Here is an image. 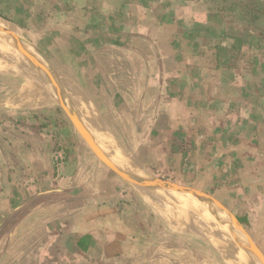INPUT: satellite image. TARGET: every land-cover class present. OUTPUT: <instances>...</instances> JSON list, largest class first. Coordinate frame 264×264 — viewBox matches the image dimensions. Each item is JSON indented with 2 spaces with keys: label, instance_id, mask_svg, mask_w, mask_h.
Wrapping results in <instances>:
<instances>
[{
  "label": "crops",
  "instance_id": "crops-1",
  "mask_svg": "<svg viewBox=\"0 0 264 264\" xmlns=\"http://www.w3.org/2000/svg\"><path fill=\"white\" fill-rule=\"evenodd\" d=\"M216 8L213 0H0V18L38 64L82 91L135 167L212 188L251 229L237 200L264 214V34ZM115 55L130 60L126 68L111 66ZM2 103L0 220L53 185L75 193L21 211L0 238V264L147 262L139 225L114 204L118 178L83 151L79 163L67 159L52 133Z\"/></svg>",
  "mask_w": 264,
  "mask_h": 264
},
{
  "label": "rangeland",
  "instance_id": "rangeland-1",
  "mask_svg": "<svg viewBox=\"0 0 264 264\" xmlns=\"http://www.w3.org/2000/svg\"><path fill=\"white\" fill-rule=\"evenodd\" d=\"M213 1L217 7L216 9H219L221 15H224V12H232L231 14L234 17L241 18L242 19V23L240 24L241 29L245 28L251 30L252 32H260L261 34H264V3L263 2H260V4H258L257 0H213ZM0 25H4V24L0 23ZM236 25L238 26L239 23H237ZM2 29H11V27L5 25L3 26ZM7 32L9 31L7 30ZM4 37L5 36L0 33V41L4 42L3 39ZM12 39L15 40L14 37H12ZM20 45L22 46V43H20ZM23 47L29 49L24 44ZM129 62L130 60H127L126 58H122L121 60V58H119L116 55L110 56L109 59V63L111 64V66L122 65L123 68H126L127 63ZM18 66L19 63H17V61L14 58H0V100H2L3 101L2 104L6 106H16L23 99L21 97V94H19L17 97H13L12 95L13 90L19 83V78L16 75H14L13 72L10 71L9 69L17 68ZM117 66L116 68L120 67ZM29 70L33 75L34 73L33 70L31 68H29ZM54 76L56 75L54 74ZM59 80L66 84V81L60 78ZM5 91L6 93H4ZM51 100L52 98H49L46 102V105H44L41 102H37V103L33 102L23 107L21 106V109L19 110L27 114L29 121L37 122L38 124H40L41 127L45 128L49 133H52L55 139L57 138L59 142V148L61 149L62 153L64 151L66 154H68L67 159H69V157L74 158L72 160H75L77 163H79L80 161L79 159L85 156L82 153V150L74 142L73 134H76L80 138V140L85 144V146L96 156V154L90 148L85 138L81 135V133L79 132L73 121L71 120L72 123L70 122L64 107L62 105L56 106L54 101ZM99 115L101 114L99 113ZM105 121L107 123V120ZM75 129L79 132L80 135L77 133ZM64 158H65V154H63L62 157L59 158L60 164H61V160ZM134 170L146 176V178H144L145 181L162 180L167 183H170L169 185H172L171 182L159 176L146 175L142 170L138 169L135 166H134ZM114 175L119 180L118 191L120 192L118 196L119 198L117 199V201L114 202V204H117L118 206L120 204H123L122 207H123L124 216L132 218L134 223H137L139 225V232L141 235L140 240L138 239V241H140L139 242V246L141 249L140 254L142 260L147 259V262L142 261L136 264H227L222 249L224 248V244L219 241H216L208 233H206L202 226L203 223L200 220L193 218L192 221L189 223L188 228L183 226V224L181 223H177V222L175 223V221H172L170 218V212L172 211V209L169 206L167 207V205L163 201H160V205H161L160 207L162 210H158L154 207L152 203L146 200L143 192L150 190H147L138 185L130 184L125 180H123L118 175L116 174ZM169 187L170 186H165V188H155V189H158V191L173 190L170 189ZM178 187L182 188L184 186L178 185ZM54 189H58L57 186L53 185L48 190H43L41 192H37L35 194L29 195L28 198L24 199L20 204H17L11 212L3 216V219L0 220V225L5 221L6 218L10 216V214L13 211H15L19 206H21L24 202H26L30 198L36 196L39 193ZM195 191L204 194L201 191L198 190ZM66 195L69 194L52 195L51 197L45 199L44 201H41L40 203L36 204L35 206L29 209L31 210L33 208H36L37 206L41 205L43 202L47 200H50L51 198H58V199L66 198L65 197ZM161 195L171 198L165 194H161ZM204 195L205 197H203L200 200L209 204L208 200L213 196H211L210 193H205ZM237 202L238 205L241 207L240 209L241 212L243 213L244 211L247 217H249L252 224L251 232L253 233V236L255 237L256 241L259 244L263 245L261 247L264 250V214H260L258 213L257 209H252L250 207V204L253 203V200L251 199L250 200L240 199L237 200ZM248 203L249 205H247ZM221 205L224 207V209H220L216 206L214 207H216L222 213L227 215L229 217V221L233 223L231 220L232 215L228 212L224 204ZM194 208L196 209V207ZM196 210H198V208ZM198 211L204 214L203 211L201 210ZM240 232L242 234L241 229ZM3 236H5V233L3 234ZM243 236L247 240V237L244 234ZM230 237L235 241L234 244L237 247L236 249L241 253L244 260L246 262L250 261L252 264H256L254 261L251 260L249 255L245 252V248H242L240 246V242L236 238L234 239L235 236L232 237L230 235ZM246 243L247 245H250L248 240ZM227 244H229L228 241ZM251 250L253 251L252 247ZM253 253L255 254L254 251Z\"/></svg>",
  "mask_w": 264,
  "mask_h": 264
},
{
  "label": "bare ground",
  "instance_id": "bare-ground-1",
  "mask_svg": "<svg viewBox=\"0 0 264 264\" xmlns=\"http://www.w3.org/2000/svg\"><path fill=\"white\" fill-rule=\"evenodd\" d=\"M0 23L11 27V29L4 30L16 33L14 25L1 18ZM0 28L2 29L3 26L0 25ZM0 58H14L19 63L17 68L9 69L19 78V83L13 90L12 95L13 97H17L21 94L23 98L16 106L23 107L33 102H42L43 100L52 98L56 106L62 105L70 113L71 120L100 160L113 163L124 174H134L142 179L146 178L142 173L134 170L132 161L120 149L104 118L94 109L91 102L87 100L80 89L65 84L50 71L47 73L42 70L37 71V78L35 79L29 70L27 60L20 52L14 49L12 37L9 42L0 41ZM133 184L150 190L143 192V194L146 200L152 203L156 209L162 210L160 201H163L167 207L169 206L172 209V211L170 210V218L175 223H181L188 228L193 218L200 220L203 223L202 226L205 232L216 241L224 244V248L222 249L227 264H252L250 261L246 262L244 260L241 253L236 249L235 241L230 235L232 237L235 236L234 239L236 238L240 242V246L245 248V252L252 261L256 264H262L251 250L250 245H247L238 234L241 233L240 227L234 221L233 217L231 218L233 223L227 222L212 208L216 206L224 209L215 199L209 198L208 204L200 200L205 197L204 194L184 187L175 188L170 191H158V189H155L152 184L146 181H138ZM161 194L168 195L173 199ZM194 207L203 211L204 214ZM226 229L231 232H228ZM227 241L229 244H227Z\"/></svg>",
  "mask_w": 264,
  "mask_h": 264
},
{
  "label": "water",
  "instance_id": "water-1",
  "mask_svg": "<svg viewBox=\"0 0 264 264\" xmlns=\"http://www.w3.org/2000/svg\"><path fill=\"white\" fill-rule=\"evenodd\" d=\"M0 33L5 36L3 38L4 41H6V42L8 41L9 42V40L11 38L10 36H12L11 33L7 32V30L1 29V28H0ZM12 40H13L14 49L17 50L18 52H20L24 56V58L28 62V67L33 70V72H34L33 73V77L35 79L37 78L36 77L37 71L42 70V71H44L46 73L49 72L47 69L43 68L40 64H38L25 51V49L20 45L19 40H17V39H15V40L12 39ZM46 102H47V100H43L41 103L46 105ZM65 112L67 113L68 118H69V120L71 122L70 113L67 110H65ZM77 133L79 134L78 131H77ZM73 139H74V142L77 144V146L85 154H87L89 157H91L96 163H98L100 166H102L103 168L107 169L111 173H114V174L118 175L119 177H121L126 182H128L130 184H133V183L138 182V181H145L144 179H142V178H140V177H138V176H136L134 174H124L122 172V170L117 168L113 163H111L109 161H102V160L98 159L85 146V144L80 140V138L76 134H73ZM141 170L146 175H154L153 171L151 173H149L145 169H141ZM157 176H159V177L171 182L172 185H169L170 183H167V182L162 181V180L146 181V182L152 184L153 187H155V188H165V186H170L171 187L170 189H175V188H181V187H178V185H180V186L182 185V186H184L187 189L198 190V191L203 192L204 194L205 193H210L211 191H214L212 188H210L208 186H202V185L199 186L194 181H188L185 178L175 177L174 175H169L168 173H165V172H162V171ZM173 185H175V186H173ZM74 193H75V190H72V189H54V190L45 191V192L37 194L36 196H33L32 198H30L29 200L24 202L21 206H19L15 211H13L10 214V216L8 218H6L5 221L0 225V238L3 236V234L5 233L7 227L10 225V223H12L16 219V217L18 216V214L21 211L25 210L26 208H31V207L35 206L36 204L40 203L41 201H44L45 199L51 197L52 195L74 194ZM227 210L232 215L234 221L240 227V229L243 232V234L247 237V240H248L250 246L252 247L253 251L255 252V254L257 255V257L261 261V263L264 264V250L262 249L261 245L256 241L255 237L253 236V233L251 232L250 227L245 222V219H244L243 215L241 213L237 212L235 210V208L233 206H230V205L227 206Z\"/></svg>",
  "mask_w": 264,
  "mask_h": 264
}]
</instances>
